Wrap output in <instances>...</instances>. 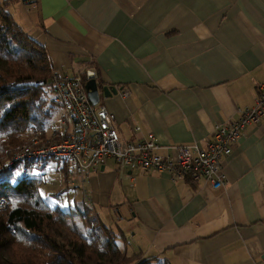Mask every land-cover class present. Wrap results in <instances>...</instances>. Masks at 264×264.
Returning <instances> with one entry per match:
<instances>
[{"label":"crops","instance_id":"1","mask_svg":"<svg viewBox=\"0 0 264 264\" xmlns=\"http://www.w3.org/2000/svg\"><path fill=\"white\" fill-rule=\"evenodd\" d=\"M8 11L46 48L54 74L92 70L113 85L116 94L99 104L121 139L140 126L161 156L204 146L217 123L253 105L264 82V0H15ZM222 168L226 182L214 190L109 158L65 180L74 195L62 207L90 205L129 255L264 264V116L244 127Z\"/></svg>","mask_w":264,"mask_h":264},{"label":"trees","instance_id":"2","mask_svg":"<svg viewBox=\"0 0 264 264\" xmlns=\"http://www.w3.org/2000/svg\"><path fill=\"white\" fill-rule=\"evenodd\" d=\"M14 2L0 0V264H167L157 257L133 262L119 247L118 233L90 205L47 202L39 189L43 174L26 170L35 161L3 162L2 155L20 148L17 135L45 134L60 108L49 82V54L14 21L8 11ZM20 163L26 171L15 179Z\"/></svg>","mask_w":264,"mask_h":264},{"label":"built area","instance_id":"3","mask_svg":"<svg viewBox=\"0 0 264 264\" xmlns=\"http://www.w3.org/2000/svg\"><path fill=\"white\" fill-rule=\"evenodd\" d=\"M91 75L96 77L92 70L72 77L54 73L50 76L54 101L60 105L62 118L49 122L53 137L46 144L35 148L26 146L14 159H55L69 178L84 177L111 158L120 169L166 172L176 182L195 184L202 179L217 190L226 182L223 160L231 154L242 130L264 116L262 82L253 105L240 109L237 118L217 123L204 139V146L197 143L179 145L175 155L161 156L153 134L143 132L140 126L133 127L131 139H121L114 114L104 105L91 104L88 99L84 84ZM121 94L127 95V92ZM36 138H32L34 146L38 142ZM43 180H46V174H43Z\"/></svg>","mask_w":264,"mask_h":264},{"label":"rangeland","instance_id":"4","mask_svg":"<svg viewBox=\"0 0 264 264\" xmlns=\"http://www.w3.org/2000/svg\"><path fill=\"white\" fill-rule=\"evenodd\" d=\"M61 109H57L56 112L54 113V118L61 119ZM54 120V119H53ZM52 121V119L50 120ZM49 121V122H50ZM49 122L47 123L46 127V132L45 134H41L40 132H26L17 135V140H18V146L20 147L17 151H14L9 155L8 157L2 155L3 162H8L11 161L12 158H16L17 154L20 153V150L23 149L26 146L31 145L33 148L41 146L42 144H46L48 139H51L52 136V130L49 127ZM37 137L38 142L36 146L32 144V138ZM31 160V159H29ZM32 164H28L26 169V166L24 168V164L20 163L16 166L14 169L13 173L15 176V179L20 177L21 175L24 174V172L27 170L28 173L32 175H42L46 174V180H44L40 184V193L42 196L46 199L47 202H49L51 205L52 204H59L60 207L63 206V203L66 202V200L71 199L72 196L74 195V192L69 191L66 189V181L69 180L67 177V174H64V171L61 170V166L57 163L55 159H48V160H33ZM12 162V161H11ZM26 169V170H25ZM66 180V181H65ZM70 184V183H68ZM66 189V190H64ZM53 194V195H52ZM74 206V205H71ZM101 217H105V213H100ZM110 214H112L110 212ZM114 230H117V228H114ZM134 257V261H139L142 257L140 253H133L131 254Z\"/></svg>","mask_w":264,"mask_h":264},{"label":"water","instance_id":"5","mask_svg":"<svg viewBox=\"0 0 264 264\" xmlns=\"http://www.w3.org/2000/svg\"><path fill=\"white\" fill-rule=\"evenodd\" d=\"M84 88L90 103L93 105L99 103L101 95L110 96L117 92V89H115L113 85L104 86L99 89L96 78L93 75H91L85 82Z\"/></svg>","mask_w":264,"mask_h":264}]
</instances>
